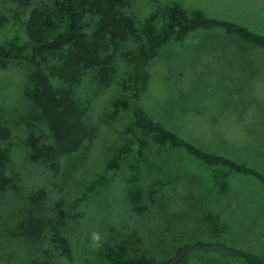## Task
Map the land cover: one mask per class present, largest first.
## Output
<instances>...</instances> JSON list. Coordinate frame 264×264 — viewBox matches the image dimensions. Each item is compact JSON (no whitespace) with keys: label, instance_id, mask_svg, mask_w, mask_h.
I'll use <instances>...</instances> for the list:
<instances>
[{"label":"trees","instance_id":"trees-1","mask_svg":"<svg viewBox=\"0 0 264 264\" xmlns=\"http://www.w3.org/2000/svg\"><path fill=\"white\" fill-rule=\"evenodd\" d=\"M8 4L11 15L5 20L20 23V14L27 10L25 25L38 26L48 35L0 44V68L20 65L26 70L25 81L17 90V106L23 114L11 108L5 116L0 114V221L5 219L12 226L2 235L5 242L18 244L21 239L18 245L32 247L29 264H83L91 260L185 264L193 254L228 263L264 264V257L227 243L223 221L213 212H209L208 226L198 229L197 238L187 239L196 233H180L175 236L178 244L168 254V248L164 250L161 259L151 256L159 250L155 251L153 240L116 221L124 214L81 224L87 222L82 206L89 203L101 182L106 183L110 169L127 173L130 218L135 220L162 200L157 194L169 183L164 178L177 174L167 159L160 161V171L152 170L146 162V149L177 150L214 171L223 168L264 183V176L255 168L191 143L138 104L149 81V63L161 46L181 41L197 28L221 27L258 47H264V35L237 23L206 17L199 9L187 11L173 0L164 5L151 0H9ZM136 6L148 12L141 15L145 17L141 22ZM158 13L163 18L161 25L153 21ZM105 89L111 94L98 99ZM124 106L130 109L134 131L150 136L146 146L129 134L106 140L101 129ZM96 139L105 148L99 165L103 172H96L97 178L84 183L79 176L95 173L83 164L88 145ZM30 164L53 179L56 197L52 188L26 184L22 169ZM214 171L210 186L227 190V178ZM94 231L101 237L98 246L91 239Z\"/></svg>","mask_w":264,"mask_h":264},{"label":"rangeland","instance_id":"rangeland-1","mask_svg":"<svg viewBox=\"0 0 264 264\" xmlns=\"http://www.w3.org/2000/svg\"><path fill=\"white\" fill-rule=\"evenodd\" d=\"M152 1L164 5L172 0ZM173 1L187 11L199 9L206 17L237 23L264 35V0ZM8 3L9 0H0L1 45L11 41H33L48 35L38 26L28 28L25 25L27 10L20 14V23L5 20L11 15ZM135 9L139 12L140 22L145 20L148 12L143 11L144 7L136 6ZM153 21L161 25V13L155 15ZM148 71L149 81L138 104L150 117L191 143L253 167L264 176V47H258L221 27L197 28L181 41L161 46L151 59ZM24 75L26 70L20 65L0 68V77H3L0 79V114L3 116L10 108L23 114L21 106H17L20 104L17 90L25 81ZM103 91L98 99L111 94L109 89ZM93 98L96 100V95ZM129 110L125 106L118 110L111 123L101 130L106 140L129 134L146 146L150 136L134 131ZM12 136L19 142L15 133ZM104 149L99 140L91 141L83 165L95 173L84 172L78 179L87 183L97 178L96 172H103L99 165L103 162ZM154 149H146V162L150 168L160 171V161L167 159L169 168L177 174L164 178L169 183L163 186V193L157 194V198L162 196V200L159 199L135 220L130 218L126 199L127 195L130 196L127 173L124 169L119 172L110 169L106 183L97 181L100 188L89 203L82 206L83 220L87 222L82 221L81 224L92 222L90 219H109L117 213L124 214L116 221L129 225L132 231L143 232L146 238L153 240L155 251L159 250L158 254L151 256L161 259L164 250L168 248V254L178 244L175 236L180 233H196L195 236L188 235L187 239L197 238L198 229L208 226L209 212H213L223 221L222 228L227 231L222 234L226 236L227 243L264 257V183L253 176L222 168L215 171L224 175L222 179L227 178L228 189H214L210 186V174L214 169L204 167L180 151ZM23 168L22 175L27 185L52 188L53 197L57 196L54 181H50L53 179H48L44 172L31 164ZM75 173L78 174L77 169ZM6 212L3 211L5 215ZM10 225L5 219L0 221V264H29L34 254L32 247L18 245L21 239L17 240L18 244H7L2 238L9 232L7 227ZM83 264L109 263L91 260ZM185 264L244 263L237 260L228 263L216 257L193 254Z\"/></svg>","mask_w":264,"mask_h":264},{"label":"clouds","instance_id":"clouds-1","mask_svg":"<svg viewBox=\"0 0 264 264\" xmlns=\"http://www.w3.org/2000/svg\"><path fill=\"white\" fill-rule=\"evenodd\" d=\"M91 239L93 241V245L94 246H98L101 237H100L99 233L94 231V232L91 233Z\"/></svg>","mask_w":264,"mask_h":264}]
</instances>
